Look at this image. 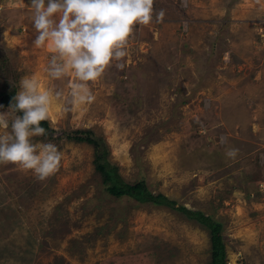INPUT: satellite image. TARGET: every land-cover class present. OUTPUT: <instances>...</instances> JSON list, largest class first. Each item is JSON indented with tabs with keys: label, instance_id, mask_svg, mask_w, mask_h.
Here are the masks:
<instances>
[{
	"label": "rangeland",
	"instance_id": "rangeland-1",
	"mask_svg": "<svg viewBox=\"0 0 264 264\" xmlns=\"http://www.w3.org/2000/svg\"><path fill=\"white\" fill-rule=\"evenodd\" d=\"M154 9L164 19L134 26L125 67L113 62L89 82L92 102L67 105L73 77L48 76L53 53L33 43L30 0H0V92L15 95L23 78L60 92L49 139L33 142L62 153L59 170L43 181L0 164V264L208 263V237L197 225L104 194L91 148L65 139L76 129L103 141L123 182H143L219 223L226 264H264V141L226 136L212 105L241 89L250 113L239 129L264 137V0H154Z\"/></svg>",
	"mask_w": 264,
	"mask_h": 264
},
{
	"label": "clouds",
	"instance_id": "clouds-1",
	"mask_svg": "<svg viewBox=\"0 0 264 264\" xmlns=\"http://www.w3.org/2000/svg\"><path fill=\"white\" fill-rule=\"evenodd\" d=\"M30 7L33 43L47 44L53 53L46 67L48 76L73 77L67 105L92 102L89 82L99 80L113 62L120 70L125 67L122 61L129 54L134 26L148 25L154 17L159 23L165 16L163 9H154V0H30ZM20 89L8 111L0 112V164L31 170L43 181L59 170L62 153L55 144L34 143L33 138L47 134L41 123L49 119L52 100L61 93L41 90L34 78H23ZM237 153L235 148L226 151L230 158Z\"/></svg>",
	"mask_w": 264,
	"mask_h": 264
},
{
	"label": "trees",
	"instance_id": "trees-1",
	"mask_svg": "<svg viewBox=\"0 0 264 264\" xmlns=\"http://www.w3.org/2000/svg\"><path fill=\"white\" fill-rule=\"evenodd\" d=\"M15 90H4L0 92V110L8 111L9 103L14 96ZM19 114V113H18ZM46 129V135L40 136L49 139V127L46 121L41 123ZM65 139L75 144H84L91 148V166L93 172L99 176L100 184L104 194L112 199L126 198L132 200L136 205H151L153 207L165 208L181 219L191 222L204 231L208 237L209 260L207 264H226L225 250L221 237V226L209 216L197 210H190L176 205L172 200L162 194H151L147 191L143 182L128 184L122 181L116 166L107 162V150L103 141L88 129L72 130L65 135Z\"/></svg>",
	"mask_w": 264,
	"mask_h": 264
},
{
	"label": "crops",
	"instance_id": "crops-1",
	"mask_svg": "<svg viewBox=\"0 0 264 264\" xmlns=\"http://www.w3.org/2000/svg\"><path fill=\"white\" fill-rule=\"evenodd\" d=\"M241 90V89H240ZM239 89L230 91L227 95L220 96L213 100V111L215 113L213 114L215 118L214 123L219 125V123L226 125L225 129L227 130L226 136L230 135H236V139L231 137V139H235V141L238 139V135L247 136L251 135L252 137L250 139L241 138L242 143H250L251 141L255 143L256 141L260 140V142L264 141V137H259V132L256 131L252 134L248 131L249 129L245 127L243 131L239 129L241 124V119H244L249 113L244 108V97H242L243 92ZM222 112V114H221ZM240 119L239 121L236 120V118ZM232 118V120H231ZM227 120V124L225 123ZM236 120V121H234ZM225 135V134H224ZM241 136V137H242ZM240 138V137H239ZM241 139L237 140V143H241ZM239 143V144H240Z\"/></svg>",
	"mask_w": 264,
	"mask_h": 264
},
{
	"label": "built area",
	"instance_id": "built-area-1",
	"mask_svg": "<svg viewBox=\"0 0 264 264\" xmlns=\"http://www.w3.org/2000/svg\"><path fill=\"white\" fill-rule=\"evenodd\" d=\"M198 132H199L200 134H202V133H204V130H203L202 128H198Z\"/></svg>",
	"mask_w": 264,
	"mask_h": 264
}]
</instances>
